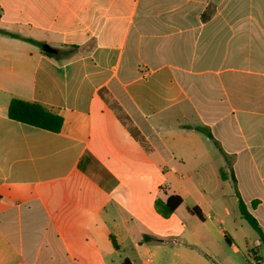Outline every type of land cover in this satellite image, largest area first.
Instances as JSON below:
<instances>
[{
	"label": "crops",
	"instance_id": "obj_1",
	"mask_svg": "<svg viewBox=\"0 0 264 264\" xmlns=\"http://www.w3.org/2000/svg\"><path fill=\"white\" fill-rule=\"evenodd\" d=\"M240 200L264 231V0H0V264H264Z\"/></svg>",
	"mask_w": 264,
	"mask_h": 264
},
{
	"label": "trees",
	"instance_id": "obj_2",
	"mask_svg": "<svg viewBox=\"0 0 264 264\" xmlns=\"http://www.w3.org/2000/svg\"><path fill=\"white\" fill-rule=\"evenodd\" d=\"M2 33L16 37V35H12L6 32ZM71 49L73 51H76L77 47H73ZM47 55L53 57L49 53H47ZM8 116L11 120H14L16 122L53 133L60 132L63 125V118L52 109L39 103L26 102L18 99H14L11 101L8 110ZM221 176L224 179L226 178V175L223 172ZM182 203L183 199L178 195H172L168 197L166 201L158 200L156 202L158 211L164 217L171 216L182 205ZM239 210L244 220H246L247 223L252 227V229L257 232L261 244L264 247V231L257 219L249 212L242 200H240L239 202ZM191 212L196 214L200 219H203L201 213L197 209H193ZM125 264H129V262L126 261Z\"/></svg>",
	"mask_w": 264,
	"mask_h": 264
},
{
	"label": "rangeland",
	"instance_id": "obj_3",
	"mask_svg": "<svg viewBox=\"0 0 264 264\" xmlns=\"http://www.w3.org/2000/svg\"><path fill=\"white\" fill-rule=\"evenodd\" d=\"M245 224H246V229L251 233V234H253V241L255 240V232L253 231V229L251 228V226L250 225H248L246 222H245ZM149 264V263H148Z\"/></svg>",
	"mask_w": 264,
	"mask_h": 264
},
{
	"label": "water",
	"instance_id": "obj_4",
	"mask_svg": "<svg viewBox=\"0 0 264 264\" xmlns=\"http://www.w3.org/2000/svg\"><path fill=\"white\" fill-rule=\"evenodd\" d=\"M48 51H50V49H47Z\"/></svg>",
	"mask_w": 264,
	"mask_h": 264
}]
</instances>
